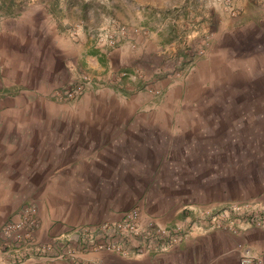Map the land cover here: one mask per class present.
<instances>
[{
  "label": "crops",
  "instance_id": "crops-1",
  "mask_svg": "<svg viewBox=\"0 0 264 264\" xmlns=\"http://www.w3.org/2000/svg\"><path fill=\"white\" fill-rule=\"evenodd\" d=\"M261 2L233 0L238 13L231 18L222 5L218 24L194 34L212 33L202 56L199 41L177 52L180 45L129 29L108 46L109 21L82 20L74 37L67 21L46 10L0 13V264H71L56 251L77 249L80 228L118 220L146 191L145 213L182 240L167 252L131 258L101 251L83 259L240 264L245 257L253 264L264 257V232L227 211L229 191L244 192L251 176L264 191ZM82 78L88 83L78 104L53 97ZM170 135L179 149L151 183ZM31 202L41 224L33 237L46 249L35 255L3 234ZM213 217L242 231L209 229Z\"/></svg>",
  "mask_w": 264,
  "mask_h": 264
},
{
  "label": "rangeland",
  "instance_id": "rangeland-1",
  "mask_svg": "<svg viewBox=\"0 0 264 264\" xmlns=\"http://www.w3.org/2000/svg\"><path fill=\"white\" fill-rule=\"evenodd\" d=\"M232 1L233 0H0V13L6 17H12L13 14L17 12L21 13L28 9H37L38 11L46 10L52 14L56 21L60 20L62 23L67 21L68 23H66V25L70 24L73 27L70 33L74 37L77 36V29L74 28V26H78L79 22L82 20L87 24L109 21L111 27L110 34L107 37L103 36V40H105L108 46L113 45V34L123 36L128 33L129 29L130 32L135 34L150 32L156 36L160 44L169 46L175 43L176 47L180 45V47L176 49L177 52L179 50L182 51L181 48H183V51L187 49L186 52H188L193 48L194 44L199 41V44L202 45L198 48V55L202 56L208 48L201 47L204 43L207 44L211 42L212 33L209 31L206 33L203 32L201 39L195 38L194 34L197 32L202 33L204 29L210 30L218 24L219 18H221L222 5H225L227 8V14L230 18L236 16L238 13L236 11L238 10L236 9L235 11L231 6ZM260 4L264 7L263 2ZM65 7L67 12H65ZM224 13L226 14L225 11ZM121 22L127 23L128 26ZM101 42L103 43V41ZM169 57L170 58H167V60L170 61L169 66L171 68L173 56ZM262 81L264 85V79ZM87 83L88 81L82 78L79 79V81L76 80L75 82L66 84L62 89L56 88L52 92L53 97L58 98L60 101L59 103H63L67 106H74L78 104L79 99L82 97ZM163 141L165 142V140ZM175 141L176 139H172L171 135L166 138V144L163 147L165 153L157 165V171L150 177L151 183L155 181L161 173H158L160 169L169 166L172 161V155H174L173 153L178 151L179 146L176 145ZM261 148L264 150V145H262ZM262 163L264 164V162ZM139 164L142 166L140 169H143V172H135V176L141 181L146 177L144 172L145 165L144 163L142 164V162ZM239 172L247 176L245 172H257V170L241 169ZM262 172H264V167L262 168ZM252 177L253 176L249 178L251 182H248L250 186L245 188L244 192L241 193V190L229 191L227 201L229 202V209H227V211L232 218L239 217L241 220L248 222L250 218L253 219L255 214L264 217V191ZM198 196L199 200H204L206 193H201ZM146 197L147 191L143 193L142 197L134 203L130 209L139 208L143 214V218L147 217L152 219L144 211L143 205ZM254 204H257V208L259 209L258 212H251V207H253ZM233 205H246L248 210H241L236 213L230 209ZM130 209L127 208V210ZM120 217L121 215L119 219ZM152 220L154 221V219ZM103 222L113 221H109L108 219L100 221L99 223ZM259 229L264 232L263 229ZM241 231L242 230H240V232ZM174 246L175 245L172 247ZM172 247H169L167 251L171 250ZM143 253L145 252H137L136 249L129 256L132 258Z\"/></svg>",
  "mask_w": 264,
  "mask_h": 264
},
{
  "label": "built area",
  "instance_id": "built-area-1",
  "mask_svg": "<svg viewBox=\"0 0 264 264\" xmlns=\"http://www.w3.org/2000/svg\"><path fill=\"white\" fill-rule=\"evenodd\" d=\"M251 208V212L259 211L257 204ZM230 209L236 213L248 210L246 205H233ZM255 215L250 220L254 221L258 228L264 230V217ZM40 225L37 205L31 202L21 209L20 218L17 221L9 222L4 226L3 234L8 239L7 243L10 242L14 246L24 245L31 255H35V253L39 254L46 250L36 243L33 237L34 230L38 229ZM208 226L212 230L229 231L236 235L240 233V230H237L232 223H224L221 218L217 217H213ZM80 231L84 235L80 246L77 249L65 247L57 250L55 258L64 259L71 264H107L102 260H85L81 255L105 251L128 257L131 254L127 249L128 244L133 246L134 250L132 251L140 249L145 253H161L182 240V236L177 232L165 230L152 219L143 218L139 208L123 212L118 221L84 226L80 228ZM240 264H251V261L242 257ZM253 264H264V257L258 258Z\"/></svg>",
  "mask_w": 264,
  "mask_h": 264
}]
</instances>
